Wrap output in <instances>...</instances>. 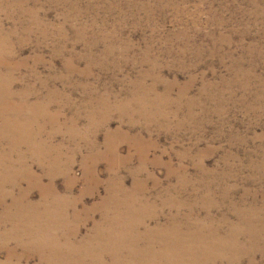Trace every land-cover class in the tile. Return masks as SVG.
Segmentation results:
<instances>
[{
    "label": "rangeland",
    "instance_id": "374dc122",
    "mask_svg": "<svg viewBox=\"0 0 264 264\" xmlns=\"http://www.w3.org/2000/svg\"><path fill=\"white\" fill-rule=\"evenodd\" d=\"M0 77V264H264V0H0Z\"/></svg>",
    "mask_w": 264,
    "mask_h": 264
},
{
    "label": "bare ground",
    "instance_id": "6f19581e",
    "mask_svg": "<svg viewBox=\"0 0 264 264\" xmlns=\"http://www.w3.org/2000/svg\"><path fill=\"white\" fill-rule=\"evenodd\" d=\"M1 78V77H0ZM6 103V102H5ZM37 104V103H36ZM35 108V107H34ZM34 112V111H33ZM135 112V111H134ZM58 119V118H57ZM9 120H11L10 118H9ZM78 121V120H77ZM12 122V121H11ZM26 137V136H25ZM32 145V144H31ZM28 150V149H27ZM70 154V153H69ZM25 158V157H24ZM92 178V177H91ZM92 181V180H91ZM159 182V181H158ZM122 183V182H121ZM119 185V184H118ZM158 185V184H157ZM210 190V189H209ZM22 196H23V194H22ZM132 196V195H131ZM25 197V196H24ZM48 200V199H47ZM120 203V202H119ZM11 205V204H10ZM41 206V205H40ZM49 206V205H48ZM125 208V207H124ZM9 209V208H8ZM124 211V210H123ZM106 215V214H105ZM17 217V216H16ZM174 217V216H173ZM116 218V217H115ZM6 219V218H5ZM35 219V218H34ZM38 219V218H37ZM41 220V219H40ZM227 220V219H226ZM225 220V223L227 224V221ZM104 221V220H103ZM120 221V220H119ZM175 221V220H174ZM187 222V221H186ZM78 224V223H77ZM60 226V225H59ZM168 227V226H167ZM108 230V229H107ZM186 231V230H185ZM75 235V234H74ZM41 238V237H40ZM61 239V238H60ZM73 240V239H72ZM69 241V240H68ZM201 241V240H200ZM250 242V241H249ZM42 244V243H41ZM164 245H165V243H164ZM174 245V244H173ZM177 245V244H176ZM205 245V244H204ZM166 247V246H165ZM110 248V247H109ZM193 248V247H192ZM174 249V248H173ZM86 250V249H85ZM71 251V250H70ZM184 251V250H183ZM42 252V251H41ZM64 252V251H63ZM137 252V251H136ZM153 252V251H152ZM127 253V252H126ZM139 253V252H138ZM171 254H172V252H171ZM158 255V254H157ZM176 255H177V253H176ZM86 257V256H85ZM91 258V257H90ZM184 261V260H183ZM1 262V261H0ZM170 263V262H169ZM174 263H176V262H174ZM61 264V263H60Z\"/></svg>",
    "mask_w": 264,
    "mask_h": 264
}]
</instances>
